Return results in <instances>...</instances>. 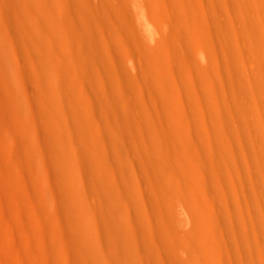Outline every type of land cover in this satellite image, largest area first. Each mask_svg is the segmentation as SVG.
<instances>
[{
    "label": "bare ground",
    "instance_id": "bare-ground-1",
    "mask_svg": "<svg viewBox=\"0 0 264 264\" xmlns=\"http://www.w3.org/2000/svg\"><path fill=\"white\" fill-rule=\"evenodd\" d=\"M259 96L264 0H0V264H264Z\"/></svg>",
    "mask_w": 264,
    "mask_h": 264
},
{
    "label": "rangeland",
    "instance_id": "rangeland-1",
    "mask_svg": "<svg viewBox=\"0 0 264 264\" xmlns=\"http://www.w3.org/2000/svg\"><path fill=\"white\" fill-rule=\"evenodd\" d=\"M132 7L135 9H137L136 15H135V22L136 24L140 27V33L141 34H147L148 35V27L145 23V21L142 18V15L140 13V7L138 5V3L132 2ZM84 47L86 50L91 52V48L89 43L87 42V44H84ZM92 53V52H91ZM100 52H94L92 53L93 58L97 59L98 55ZM243 103L245 106L251 108L252 105L251 104H255L256 106L258 105L259 108V114L255 115V114H245V113H241L238 109L234 108V107H230V109H228L229 114L231 115L232 119L235 120V123L240 122L242 120H254L257 119L258 116H260L261 120H264V96H259L257 99L252 100V98H244L242 99ZM133 135L131 137L130 131L129 130H125V138H124V142H123V146L126 147V159L128 160V163L132 166L133 171L139 172V170H142V160L141 157L139 155V149L135 148V143L133 141ZM128 154V155H127ZM140 188H143L141 186H139ZM145 189V188H143ZM147 190V189H145ZM146 192H148V194L153 197L154 192H151L150 190H147ZM147 194V196H148ZM171 264H182V262L179 259V256L173 257L171 260Z\"/></svg>",
    "mask_w": 264,
    "mask_h": 264
}]
</instances>
